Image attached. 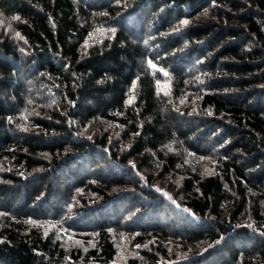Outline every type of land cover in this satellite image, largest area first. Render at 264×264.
Returning a JSON list of instances; mask_svg holds the SVG:
<instances>
[{
  "label": "trees",
  "instance_id": "obj_1",
  "mask_svg": "<svg viewBox=\"0 0 264 264\" xmlns=\"http://www.w3.org/2000/svg\"><path fill=\"white\" fill-rule=\"evenodd\" d=\"M170 142L220 166L182 180L179 219L153 185ZM0 166V264H113L104 229L129 215L156 248L169 230L204 244L158 264H264V0H0ZM75 189L105 191L75 218L101 235L83 253L29 223Z\"/></svg>",
  "mask_w": 264,
  "mask_h": 264
},
{
  "label": "rangeland",
  "instance_id": "obj_2",
  "mask_svg": "<svg viewBox=\"0 0 264 264\" xmlns=\"http://www.w3.org/2000/svg\"><path fill=\"white\" fill-rule=\"evenodd\" d=\"M165 73V71H163ZM158 91L162 94H168L170 87V80L163 78L157 82ZM101 133L107 132L109 139H114L121 141L123 137L120 134V128L115 130L114 124L105 123L99 126ZM94 129L87 131V137L91 138L94 135ZM120 136V137H119ZM121 139V140H120ZM130 143V142H129ZM169 150L173 152L175 161L177 162L175 168L169 173L164 175V172H161L159 166L155 167L154 177L155 176H164L163 178H158L156 182L153 183L157 188H159V194L164 192L169 194L170 199L172 200V205L168 206L170 209L173 208L174 211L169 215L172 219H179L184 214L179 206V202L184 199V188L181 185V182L184 178L188 177V173H197L198 175L204 176L208 174L219 173L220 166L215 160V156L212 154H199L185 148H181L170 142ZM130 163H134L131 159ZM132 161V162H131ZM134 165V164H133ZM8 169L6 166H0V182L5 180L1 177V171ZM115 189L114 187L108 188V192H111ZM105 191L96 189L95 191H88L87 189H75L71 202L64 205L63 211L57 213V219L47 220L45 222H32L31 225H38L43 229L45 236L51 235L53 239L57 240L62 244L64 248H76L81 249V252H86L88 249L97 248L100 241V232L97 228L92 227L91 225H84L83 223H77L75 219L79 216V207L86 206L87 204L93 205L98 203L102 198L100 195H103ZM171 195V196H170ZM164 196V195H162ZM170 200V201H171ZM5 213L0 211V217H3ZM136 218L132 215L126 217V220L121 222V225L116 227H109L104 229L107 235L109 236L110 241L112 242L115 255L113 264H129L131 260H137L143 264H153L152 259L158 260V263H163V261L172 260H183L189 259L193 256H197L198 253L204 247V244H197L192 246L191 243L185 242L184 237L181 239L172 233L169 230L167 239H164L165 248L161 249L156 248L155 245H149L148 241H145L144 232L139 231L138 229L142 228L144 224L136 223ZM29 220L26 219V222ZM189 223L188 221H184ZM239 222L245 227L254 226V221L252 215L250 214V209H245L242 212L241 217H239ZM125 223V224H123ZM134 227L131 229L126 228V225L129 224ZM137 226H133V224ZM161 226H167L166 224ZM123 225V226H122ZM143 230H147V227H143ZM141 235L143 242L140 244L136 242V236ZM181 240V241H179ZM145 251V252H143ZM197 254V255H196Z\"/></svg>",
  "mask_w": 264,
  "mask_h": 264
},
{
  "label": "snow or ice",
  "instance_id": "obj_3",
  "mask_svg": "<svg viewBox=\"0 0 264 264\" xmlns=\"http://www.w3.org/2000/svg\"><path fill=\"white\" fill-rule=\"evenodd\" d=\"M206 14H207V10H205V15H206ZM13 19H17V17H13ZM183 23H187V21H183ZM112 31H114V30H112ZM17 35H19V34L17 33ZM148 63H149L150 66L155 67V65H153L151 61H148ZM98 83H99V82H98ZM25 130H27V129H25ZM249 227H250V226H249Z\"/></svg>",
  "mask_w": 264,
  "mask_h": 264
}]
</instances>
